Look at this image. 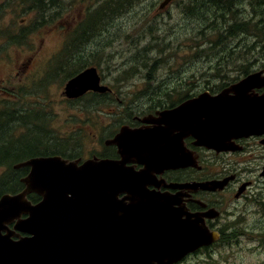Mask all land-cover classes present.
<instances>
[{
    "label": "flooded vegetation",
    "instance_id": "flooded-vegetation-1",
    "mask_svg": "<svg viewBox=\"0 0 264 264\" xmlns=\"http://www.w3.org/2000/svg\"><path fill=\"white\" fill-rule=\"evenodd\" d=\"M44 1L48 2V0ZM147 1L139 0L141 2L139 6ZM164 1L161 0L156 9L154 4L144 9L155 13V15L161 14L163 11L167 12L168 8L170 11L175 0H168L161 6ZM134 2L135 0H118L119 5L124 7ZM181 8L183 9V7ZM128 9V11L136 10L135 6H128ZM185 11H189V8L187 7ZM64 12H66L65 9ZM88 14L89 16L85 17L84 20L90 18L86 25L89 30L86 29L84 33H81V30L78 32L80 36L85 35L81 36L82 38L77 41L74 47H70V55L62 57L61 51L66 48L65 44L69 43L66 39H64L65 44L57 51V54L62 58V63H69L70 59H73L72 63H75L77 68L78 66L81 67L79 72L94 67L99 75V86L104 90H88L76 98H67L63 94L66 100H75V118L77 120L74 127L69 131L72 135L67 137L63 131L62 140L59 138L56 140L57 148L61 146L62 141V158L78 160V164L90 158L120 160L122 156L119 147L110 140L124 128L127 132L124 137L125 144L127 143L128 146L131 143L132 146L134 143L135 146L124 152L126 167L135 172L143 170L142 180L146 182V188L151 192L167 195L168 200H171L170 203L174 214L176 213V218L191 230V243L195 244L198 241L203 243L174 264L187 263L192 257H210L211 252L217 247L232 246L240 243L244 237L264 234V222L259 217L247 221L252 217L254 210L252 206L264 207V126H261L257 133L232 137L228 149L217 150L204 144H197V138L189 132L178 134V120L170 116L171 110L183 102L189 101L204 92L215 96L237 83L243 76L223 77L214 75L211 71V65L209 71L199 73L207 75L206 78L200 77V79H193L194 74L187 78L178 77L179 75L174 77V75L170 76L168 72L163 73L162 70L152 78H148V74L144 75L147 77L143 78H106L96 64H86L85 61L90 60L92 55L85 54L86 49L82 43L93 36L95 20L98 18L95 10L92 11L91 15ZM63 15L61 8L58 17L62 20ZM81 23L82 21L78 23L79 26ZM60 25L62 35V21ZM180 27L182 29V26ZM156 29L158 30L159 27ZM165 33L178 38L177 30L170 29L169 32L166 31ZM149 36L157 37L155 34H149ZM143 37L144 35H139L136 40H129L127 46L131 51L130 53L148 51L149 48H153V53H158L156 50L159 47V42L148 44V42L143 41ZM156 43L157 48L155 47ZM43 45L44 38H41L39 43L35 45V49L30 52L26 62L23 61L21 65L33 64L38 55V60L41 61L43 54L40 52ZM164 46L160 47L159 53L162 56L166 54L168 57L172 48H166L167 44ZM189 48L190 46L186 47V63L190 60L189 52L191 51ZM165 49L168 53H165ZM86 53L94 54L95 51H86ZM172 53L175 54L174 50ZM189 66L190 63L187 68ZM131 68L130 63H128L127 69L130 70ZM128 70L125 72L127 73ZM143 71H145L143 67L137 68V73L143 74ZM253 92L263 95L264 86L255 88ZM85 100L89 103H77ZM87 106L96 111L92 113L91 117L92 120L96 121V124L91 125L93 128L89 127V131L93 130L90 137L91 142L89 148L86 147L83 150L80 145H77L75 135L81 132L84 127L83 122L84 117H86V110L84 109ZM100 113L103 115L99 117ZM164 113L168 115L164 116ZM45 144L46 142H41L30 153H27L29 150L27 148L21 150L19 152L21 157L18 155V161L15 164L32 157L50 155L41 153L45 150ZM67 144L73 147L66 150ZM23 153L25 154L23 155ZM181 163H185L184 165L187 166L171 167ZM13 169L17 171V179L21 182V178L29 172L30 167L20 166L13 167ZM38 201L39 199L35 202L32 201V203ZM26 209L34 210L35 207H27ZM43 209L47 213L50 211L62 213V209L54 210L48 207ZM26 218H31V215L22 213L3 224L4 229L0 231V235L7 236L4 238L5 242L12 243L22 238L32 237L33 233L18 230L15 226L18 219ZM49 218L50 216L42 218L46 225ZM31 219H35L32 225L38 222L34 216ZM205 241L210 242L204 244ZM263 243L264 238L260 244Z\"/></svg>",
    "mask_w": 264,
    "mask_h": 264
},
{
    "label": "rangeland",
    "instance_id": "rangeland-1",
    "mask_svg": "<svg viewBox=\"0 0 264 264\" xmlns=\"http://www.w3.org/2000/svg\"><path fill=\"white\" fill-rule=\"evenodd\" d=\"M20 1L0 0V122L4 123L0 126V140L8 146V156L11 158L10 167L0 164V176L5 173L12 175V179L16 178L17 171L12 165L18 161L21 150L27 148L29 149L27 153H30L41 142H46V150L62 151V141L61 146L58 148L56 146L57 138L62 140L63 131L67 137L72 135L69 131L77 120L76 103L75 100L68 101L63 97V89L70 77L67 75L77 70V67L72 63L73 59H70L69 63H62L57 51L65 44L64 39L69 41L70 34L79 29L78 23L88 17V13L93 10L98 14L95 20V32L82 43L86 49L85 54L92 55V58L85 61L86 64H96L106 78L128 79L147 76L152 78L162 70L163 73L168 72L174 77L179 75L178 77L187 78L194 74L193 79H200V77L206 78L207 75L199 73L209 71L211 65L214 75L237 77L236 70L243 64L250 63L252 70H258L264 63V51L259 53V47L253 50L250 47L256 41V37L245 39L242 34L226 37L223 35L225 26L221 25L220 18L213 19L217 29L212 33L209 31L210 35L206 34L208 30L205 34H196L203 24L194 17L196 10L193 0H175L170 11L168 8L167 12L163 11L157 15L144 8L154 4L156 9L161 0H148L141 6H139L141 2L135 0L126 7L119 5L118 0H48L52 4L49 10L46 6L43 16L38 14L35 6L33 8L27 3L30 0ZM128 6H135L136 10L128 11ZM100 7L106 12L105 14L98 13ZM187 7L189 11H185ZM239 7H242V10L239 16L235 15L238 18L248 19L251 14L254 20L257 18V15L250 13L251 9L247 2L239 4ZM61 8L62 15L64 14L62 20L58 17ZM218 15L219 13L207 8L206 22ZM50 17L54 20L48 22ZM170 29L177 30L178 38L165 33ZM149 34H155L157 37H150ZM139 35H144L143 41L148 44L158 41L159 47L156 50L158 53H153V48L130 53L127 44L129 40H136ZM41 38H44L40 52L43 54L41 61L38 60V55L33 64L21 65L23 61L26 62ZM76 44L77 39L70 42V47ZM166 44L168 45L166 48H172L168 57L159 53L160 47H165ZM187 46H190L189 51H191L188 63H186ZM155 47L157 48V43ZM175 47L177 48L174 49ZM173 50L175 54L172 53ZM86 51H95V53L87 54ZM165 51L168 53L166 49ZM128 63L132 67L130 70L127 69ZM189 63L190 66L187 68ZM139 67L145 70L143 74L137 73ZM77 103L89 102L85 100ZM84 110H86L84 127L75 135L77 145L83 150L89 148L91 142L93 130L88 129L96 124V121L91 119L95 110L88 106ZM102 113L99 117L103 115ZM71 142L74 144L73 141ZM51 144L54 145L49 147ZM72 147L67 144L66 150ZM252 207L254 209L252 217L247 221L259 217L264 222V207ZM263 238L264 234L244 237L238 244L217 247L211 252L210 257H192L184 264H264V243L260 244Z\"/></svg>",
    "mask_w": 264,
    "mask_h": 264
},
{
    "label": "water",
    "instance_id": "water-1",
    "mask_svg": "<svg viewBox=\"0 0 264 264\" xmlns=\"http://www.w3.org/2000/svg\"><path fill=\"white\" fill-rule=\"evenodd\" d=\"M98 81L96 69L86 68L65 83L63 94L76 98L88 90L103 91ZM262 86L263 68L215 96L204 92L183 102L170 116L178 120V134L189 132L197 144L228 149L232 137L257 133L264 126V94L253 92ZM126 133L122 128L110 140L119 147L120 160L90 158L78 164L51 155L14 165L30 170L21 178V191L0 196V231L22 213L38 222L32 225L31 218L16 222V229L31 232L32 237L8 243L7 236L0 235V264H174L203 244L191 243V230L176 218L166 194L146 188L143 170L126 167L124 152L135 147L125 144ZM31 193L40 200L32 203L27 198ZM47 207L62 213H47L43 209ZM48 214L46 225L42 218Z\"/></svg>",
    "mask_w": 264,
    "mask_h": 264
},
{
    "label": "trees",
    "instance_id": "trees-1",
    "mask_svg": "<svg viewBox=\"0 0 264 264\" xmlns=\"http://www.w3.org/2000/svg\"><path fill=\"white\" fill-rule=\"evenodd\" d=\"M20 1V0H19ZM25 1V0H22ZM29 1V0H27ZM21 2V1H20ZM194 2V9L196 10V13L194 15L196 21L201 20V23L203 24L200 27V30L196 31L197 33L205 34V31L208 30L206 33L207 35H210V32L212 33L217 29V27L214 26L215 20L213 19H218L220 18L221 25H224L225 28L224 34L226 37H234V35L242 34L244 38L246 37H251L255 36L256 41H254L253 44H251V50L255 47H259V53L264 51V0H193ZM247 2L248 6L250 7V13L252 12L254 15H257V18H255L251 14L248 19L245 17L238 18L235 16L236 14L238 15L240 10H242V7L238 8L239 4H243ZM30 3L33 6H35V10L40 13L43 16V11L47 9H50V5L52 4L51 2H45L44 0H30ZM47 3V5H46ZM116 5V4H115ZM34 8V7H33ZM209 8L210 10L214 11L215 13H219L218 16L215 18H212L210 21L206 22V10ZM204 10V11H203ZM90 15L92 12H89ZM99 14L101 13H106L102 11V7H100V11H98ZM109 13V11H107ZM231 14L232 16H230ZM108 15V14H107ZM239 16V15H238ZM54 20V18L50 17L48 19L49 21ZM90 18L88 20H83L82 23L79 26V29L76 30L73 34H70L71 38L69 40V43L65 44L66 48L62 50V57H66L70 54V42L77 39L80 40L85 34L83 35H78V32L81 30V33L87 29L88 27L86 26L89 22ZM204 29V30H203ZM210 31V32H209ZM80 33V34H81ZM84 39V38H83ZM68 47V49H67ZM252 64L246 63L243 64L242 67L238 68V76H244L248 74L249 72L253 71L251 69ZM222 67V66H221ZM260 68H264V63L261 64ZM81 69L80 66H78L77 70H75L73 73L67 75V76H74L79 72ZM226 71V69H225ZM223 77H228L229 75H221ZM237 76V77H238ZM69 77V78H70ZM68 78V79H69ZM1 117V116H0ZM4 125V123L0 122V126ZM3 140H0V164L1 166L5 165L10 167L11 163V158L8 156V151L9 148L6 144L1 143ZM54 144L49 145V147L53 146ZM46 148V147H45ZM42 154H59L62 156V151L59 150H43L41 152ZM10 175V174H9ZM6 175L5 173L0 176V195L6 192H11L14 193L18 191L21 187L22 184L19 182V180L16 178L12 179V175ZM28 198L35 202L37 201L40 197L36 194H29Z\"/></svg>",
    "mask_w": 264,
    "mask_h": 264
}]
</instances>
